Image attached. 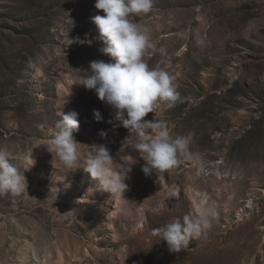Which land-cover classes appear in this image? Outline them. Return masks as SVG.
<instances>
[{
  "label": "rangeland",
  "instance_id": "1",
  "mask_svg": "<svg viewBox=\"0 0 264 264\" xmlns=\"http://www.w3.org/2000/svg\"><path fill=\"white\" fill-rule=\"evenodd\" d=\"M95 3L0 0V149L28 185L0 196V264H264V0H154L136 18L145 62L179 93L159 118L189 140V158L159 180L121 149L130 133L116 110L79 84L92 61L110 60ZM62 106L78 114L80 169L47 148ZM92 144L132 164L119 198L83 170ZM207 206L217 216L186 249L153 235Z\"/></svg>",
  "mask_w": 264,
  "mask_h": 264
},
{
  "label": "clouds",
  "instance_id": "2",
  "mask_svg": "<svg viewBox=\"0 0 264 264\" xmlns=\"http://www.w3.org/2000/svg\"><path fill=\"white\" fill-rule=\"evenodd\" d=\"M153 3L154 0H96L94 7L104 15H95L91 20L103 44L100 51L110 60L92 61L90 72L82 75L79 84L94 89L101 101L116 110V118L130 133L121 149L136 151L145 162L144 174H155L159 180L180 163L181 157L189 158V140L185 136L173 137L168 123L159 118L163 110L173 108L179 99L173 77L164 68L150 67L143 58L150 38L136 18L149 13ZM63 106L47 148L64 167L80 169L81 143L73 135L79 129L78 114H65ZM149 113L155 114L152 120L145 119ZM95 116L97 120L101 118L99 112ZM11 161L9 152L0 149V196H19L28 187L24 174ZM83 170L98 182L99 190L119 198L128 187L125 181L132 164L117 162L106 145L92 144ZM63 187L67 189L70 184ZM216 216L214 207H203L196 217L174 218L154 229L153 235L166 242L170 252H179L210 228Z\"/></svg>",
  "mask_w": 264,
  "mask_h": 264
}]
</instances>
